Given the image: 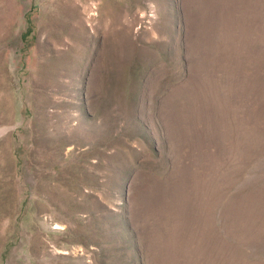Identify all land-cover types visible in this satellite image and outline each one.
<instances>
[{"label":"rangeland","instance_id":"obj_1","mask_svg":"<svg viewBox=\"0 0 264 264\" xmlns=\"http://www.w3.org/2000/svg\"><path fill=\"white\" fill-rule=\"evenodd\" d=\"M0 264H264V0H0Z\"/></svg>","mask_w":264,"mask_h":264},{"label":"bare ground","instance_id":"obj_2","mask_svg":"<svg viewBox=\"0 0 264 264\" xmlns=\"http://www.w3.org/2000/svg\"><path fill=\"white\" fill-rule=\"evenodd\" d=\"M112 61V60H111Z\"/></svg>","mask_w":264,"mask_h":264}]
</instances>
